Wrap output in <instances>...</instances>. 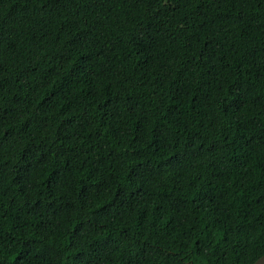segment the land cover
<instances>
[{
    "label": "trees",
    "instance_id": "16d2710c",
    "mask_svg": "<svg viewBox=\"0 0 264 264\" xmlns=\"http://www.w3.org/2000/svg\"><path fill=\"white\" fill-rule=\"evenodd\" d=\"M264 254V0H0V264Z\"/></svg>",
    "mask_w": 264,
    "mask_h": 264
},
{
    "label": "water",
    "instance_id": "95a60500",
    "mask_svg": "<svg viewBox=\"0 0 264 264\" xmlns=\"http://www.w3.org/2000/svg\"><path fill=\"white\" fill-rule=\"evenodd\" d=\"M250 264H264V254L256 258L252 263Z\"/></svg>",
    "mask_w": 264,
    "mask_h": 264
}]
</instances>
